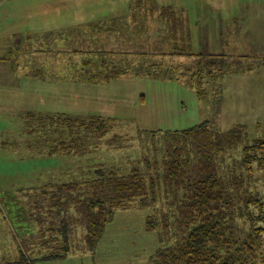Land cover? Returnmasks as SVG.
Returning a JSON list of instances; mask_svg holds the SVG:
<instances>
[{"label":"rangeland","instance_id":"obj_1","mask_svg":"<svg viewBox=\"0 0 264 264\" xmlns=\"http://www.w3.org/2000/svg\"><path fill=\"white\" fill-rule=\"evenodd\" d=\"M140 1L159 10L172 11L159 28L165 27L166 38L175 35L178 51L193 54L191 62L185 57L177 60L185 64H180L181 75L165 71L161 79H153L155 70H151L144 74L147 78H118L101 84L79 77L75 83H67L76 101H69L70 105L65 101L68 106L63 109L35 108L25 102L31 85L25 83L29 81L23 71L13 70L15 53L10 55L4 46L5 33L7 37L16 34L14 41L29 34L52 32L54 35L64 30L69 35L85 24L128 15L131 7L133 12L138 8H141L138 12H148V8L138 6ZM17 3L0 0V261L13 262L19 258L17 246L25 244V240L18 229L29 224L30 218L40 216L37 213L40 192L49 183L71 181L77 166L84 165L85 159L76 154V149L52 153L55 143L50 142L51 126L56 128L57 121L100 118L111 124L98 149L86 156L87 164L82 172L91 171L89 166L98 162L129 172L140 159V132L152 142L155 137L159 141L168 137L170 150L176 149V135L183 131L188 132L185 137L205 146L214 134H224L237 126L245 127L249 143L264 140V90L260 91L264 89V0H19ZM136 28L146 30L143 24ZM40 43H46L44 48H52L56 40L42 39ZM209 62L215 63L212 70L216 74H221L220 63L241 71L231 72L222 80V75L208 79L204 85L205 97L201 98L198 87L182 76L188 65L197 67L198 71L207 69ZM60 63L54 64L53 79L65 77L59 69L67 67V62ZM4 69L12 73L2 75ZM13 72L15 78L24 81L15 82ZM68 78L72 79L70 73ZM58 84L49 83L48 88H58ZM221 89L224 93L220 110V95L215 93ZM63 93L68 95L67 91ZM246 99H251V104L243 101ZM253 100L257 101L253 103ZM115 136L120 138L115 140ZM111 140L117 145H109ZM241 160V149L233 147L228 152V166H222L224 176L245 172ZM152 161L153 158L149 162ZM146 166H142L143 171ZM263 174L256 168L255 175L249 178L251 192L260 191L264 195ZM166 200L161 198L156 210L142 209L134 203L135 207L117 211L94 252L86 249V231L76 227L75 245L68 256L42 259L54 250L63 252L55 247L38 248L44 250L41 255L34 257L29 253V257L36 258L34 264H151L160 248L159 229L149 231L147 218L154 215L162 220L163 212L169 208V205L164 208V203L170 204ZM42 216L48 218L49 213ZM238 224L249 229L245 220L239 219Z\"/></svg>","mask_w":264,"mask_h":264},{"label":"trees","instance_id":"obj_2","mask_svg":"<svg viewBox=\"0 0 264 264\" xmlns=\"http://www.w3.org/2000/svg\"><path fill=\"white\" fill-rule=\"evenodd\" d=\"M139 5L148 8L149 12L138 15L135 11L133 16L142 18L141 24L147 28L161 20L166 23L165 18L172 13L170 9L159 10L143 1ZM109 21V30L97 24L78 27L79 32L77 29L71 31L68 41L64 40L62 45L63 41L56 39L58 35L50 33L52 38L49 41L56 40V44L46 50L47 42L40 43L42 38L39 36H24L14 47L13 70L21 71L19 68L22 66L27 68L32 57L39 53L59 54L68 56V70L73 80L85 77V81L101 84L110 83L131 70L134 72L137 59L141 61L140 76L155 70V79H161L165 71L182 74L180 69L185 64L172 60L174 57H185L191 62L193 54L178 51L177 45L172 48V53L159 50L153 54H141L142 47L126 51L127 47L115 40V20ZM92 31L98 35L97 40L88 38ZM77 33L87 35L85 41L76 39ZM187 40L190 41V37ZM220 64L221 74L213 72L215 63L212 62L206 65L207 69L198 71L197 67L188 65L182 79L198 87L203 98L208 79L222 75V80L231 72L241 71L230 68L228 64ZM39 73L38 69L34 72L36 77ZM223 93L222 89L215 93L220 95V110ZM57 122L56 128L51 126L50 142L55 143L52 153H69L76 149V154L85 159L84 165L77 166L71 181L49 183L50 186L40 192L41 203L37 212L40 216L30 218L29 224L18 229L25 240V244L22 242L17 246L19 258L13 262L0 261V264H34L36 258L31 260L29 253L34 257L40 256L44 250L38 248L63 250H54L42 259L68 256L75 245L76 227L86 231V249L94 252L117 211L135 207L134 203L142 209H155L161 198L170 201V204L164 203V208L168 205L169 208L163 212V219L159 221L151 215L146 223L149 231L159 229L160 248L151 264H264V195L260 191L251 192L252 185L248 187L247 182L255 175L256 168L264 173V140L249 143L244 126L234 127L224 134H214L208 146L185 137L187 131L177 133L174 150L167 145L168 137H162V141L155 137L152 142L144 137V132H140V159L133 163L129 172L123 173V169L108 167L101 162L92 163L89 166L91 171L82 172L87 164L86 156L98 149L104 135L111 130L109 121L92 118ZM109 145L117 144L111 140ZM233 147L241 149V163L246 169L245 172L241 170L224 176L222 166H228V152ZM152 158L153 161L149 162ZM90 162L89 158L88 164ZM143 165L146 171L142 170ZM45 213H49L48 218L42 216ZM239 219L249 224L248 230L238 224Z\"/></svg>","mask_w":264,"mask_h":264},{"label":"crops","instance_id":"obj_3","mask_svg":"<svg viewBox=\"0 0 264 264\" xmlns=\"http://www.w3.org/2000/svg\"><path fill=\"white\" fill-rule=\"evenodd\" d=\"M4 1H6V0H4ZM16 1H18L17 4L19 5V0H16ZM139 10H141V9H136L133 12V8L131 7L128 15H124L121 17H110L104 22L97 23V25H102L105 29L109 30V26H110V25H108V24H110L109 20L114 19L115 25L117 26L116 27L115 40H118L121 45H125L127 47L126 51L131 52L132 48H134V47H142L144 49H143V53H141V54H153L155 51L159 52V50H162L163 53L164 52L165 53L166 52L172 53L173 52L172 48L177 45L175 43V35L173 34L172 37L166 38V36L163 33L165 27L163 26L161 29L159 28V26L163 25L165 21L163 22L161 20L157 25L151 26V28L146 27V30L143 32L136 30L137 25L141 24L142 18H138V17L134 18L133 15L135 14V11L138 12ZM144 12H145V10H144ZM139 13L144 14L143 12H138V14ZM260 27L261 26H259L258 29ZM79 30L80 29H77V32H79ZM50 33H52V32L43 33V34H30V35L31 36L37 35L42 39H51L52 35ZM56 34L58 35L56 37V39L58 40L60 38V40L63 41L61 43V45L64 43V40L68 41V32H66L65 30L60 31L59 33H56ZM92 34H93V31L91 33V36H88V38H93V39L97 40L98 35L96 33H94L93 35ZM15 35L16 34H13V35H10L7 37L6 33H5V37L3 39L4 46L7 48L8 53L10 55L13 53L14 47L18 46V43L20 41V39L14 41ZM80 36H83V37H80ZM85 36H87V35H84V34L79 35L77 33L76 39L84 40ZM46 49H49V48H44V50H46ZM44 50H41L40 52H45ZM67 57L68 56L59 55V54L39 53L37 56H35V58L32 57L31 61L29 62V66H27V68L24 66L19 68V69H22L21 71L24 72L25 79L27 81H29V82H25V83L31 85L30 93H29L28 97L25 99L26 103L34 106L35 108H42L44 106L53 108L55 106L57 109L60 110V109H63L64 107L68 106L65 103V101H67L68 104H69V101H76V98L73 97L72 95H70L69 84H67V83H75V80H73V79L70 80L68 78V73H69L68 66L67 67L62 66L61 69H59L61 71V74H63V72L65 73V77H60V78L55 77V79H53V76L55 74L54 73V64H56V62H58V61H62V63H60V64H65V62L68 61ZM243 57L249 58V56H246V55H243ZM179 59L180 58H178V57L172 58V60H174L176 62H178L177 60H179ZM134 62H135L134 63L135 71L133 72L131 70L129 73L122 75L120 78H128V79L147 78L144 75L140 76V72H141L140 62L141 61H138V59H137ZM145 62H148V61H143L142 63H145ZM147 65L148 64L146 63V66ZM56 68H57V66H56ZM37 69L41 71V73H39L38 77H36L34 74V72ZM136 72H138V73H136ZM9 73H12V71L5 70V69L2 70V75H7ZM15 77L16 76L14 73L13 79L15 82L24 81V80H18ZM61 78H63V79L61 80ZM153 79H155V78H153ZM53 80L55 81V83L52 82ZM49 83H51V85L59 83L58 88H56V87L55 88H48ZM21 85H24V84H21ZM46 85H47V88H46ZM56 89L62 91V93L57 91ZM262 90H264V89H260V91H262ZM64 91H67L68 95L63 93ZM243 101L246 104H251V99H246ZM256 101L257 100H253V103H255ZM72 105H74V104H72ZM30 111H34V110H30Z\"/></svg>","mask_w":264,"mask_h":264}]
</instances>
